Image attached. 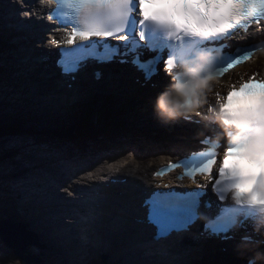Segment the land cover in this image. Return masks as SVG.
I'll list each match as a JSON object with an SVG mask.
<instances>
[{"label": "clouds", "instance_id": "obj_1", "mask_svg": "<svg viewBox=\"0 0 264 264\" xmlns=\"http://www.w3.org/2000/svg\"><path fill=\"white\" fill-rule=\"evenodd\" d=\"M133 8L143 26L163 32L179 49L171 66L163 68L168 83L152 103L155 119L170 126L199 117L206 129L217 130L211 144L220 149L221 162L214 190L244 209L242 218L252 228L235 251L247 264H264V78L241 77L226 93L216 91L225 73L222 55L207 43L228 39L264 14V0H140ZM256 50L264 56V41ZM216 155L209 158L215 164ZM240 218L233 225L236 231Z\"/></svg>", "mask_w": 264, "mask_h": 264}, {"label": "snow or ice", "instance_id": "obj_2", "mask_svg": "<svg viewBox=\"0 0 264 264\" xmlns=\"http://www.w3.org/2000/svg\"><path fill=\"white\" fill-rule=\"evenodd\" d=\"M23 2V0H22ZM140 0H54L57 6L66 5L73 9L76 13L74 17V23L71 24L72 31L66 39V44L73 46L68 49H62L59 53L61 59L58 61V66L62 65V71L64 73H71L79 69L84 62L90 58L100 59L101 56L111 60L110 45L108 43L103 44V53L99 52V42L93 41L92 43H85L78 46L75 45V40L78 37L81 41H89L92 37L103 38L105 40H119L123 41V47L132 48V36L129 34V20L133 16L135 9L133 5L139 6ZM27 8V4H25ZM21 16L31 17L32 11H23ZM48 19L55 20L60 27L66 26V21L59 18V13L53 11L51 13H45ZM264 19V14L255 15L252 20L244 25L247 29L252 23H258ZM138 28L134 35L138 37L139 43L145 42L143 24L139 20ZM113 52L118 51L121 45L111 46ZM136 54L139 55L143 51L136 48ZM253 55L252 49L243 55L237 56L230 64H226L223 67L224 72H227L234 65L247 61ZM171 59L164 63V67L171 66ZM145 62L136 61L138 68H142ZM149 76L146 74V79ZM215 163L210 159L203 161L200 165H187L182 160L179 163H172L170 168L176 167H190L188 175L193 177L196 173L210 174L212 166ZM75 177H73L74 179ZM159 238V236L157 237Z\"/></svg>", "mask_w": 264, "mask_h": 264}, {"label": "bare ground", "instance_id": "obj_3", "mask_svg": "<svg viewBox=\"0 0 264 264\" xmlns=\"http://www.w3.org/2000/svg\"><path fill=\"white\" fill-rule=\"evenodd\" d=\"M5 10V6H3L2 8H0V18L2 17V15L4 14V11ZM1 21V20H0ZM1 30V29H0ZM2 39H3V42L7 43V40L5 39V37L2 36ZM24 44H29L31 46H35L36 47V44L34 41L30 40V41H25ZM59 44L58 42H56V45L55 47L58 49V51L60 52L62 49L59 48ZM17 45V43H16ZM16 45H14L13 47H15ZM26 46V45H25ZM19 47H21L20 44H18L16 46V50H15V53L16 54H19ZM2 51H3V48H0V56L2 54ZM124 55L126 56V53H124ZM164 56V59H166V55H163ZM131 57V56H130ZM117 58V57H115ZM119 58V57H118ZM122 58V57H121ZM120 58V60L122 61V59ZM133 57H131L130 60H132ZM159 61L156 60L155 61V64H157ZM153 63V62H152ZM160 65H161V62H160ZM14 68H17L16 65H13ZM161 66H158L157 68L160 69ZM13 69V68H12ZM53 67L50 66V63L48 64L47 68H46V72L47 73H50L51 71H53ZM55 73V72H54ZM71 77L72 75H77L79 74V72L76 71H73L71 72ZM264 73V72H263ZM148 74H152V73H148ZM154 74H156L155 72V69H154ZM3 76L5 77H8L7 74H4ZM10 77V76H9ZM11 79L15 80L16 82H18L16 88H7L4 90V89H0V119H2V113H3V109H7V108H11L12 109V112L10 113H14V112H18V114H20V116L23 118L24 116L21 115L24 113V111L26 110L27 113H28V116H27V119L28 120H35L37 119V117L41 116L42 118L46 117L45 115H42V114H46V112H42L40 115H38V111L36 114H32L31 111L27 110L28 109V104L27 103H24V104H20V99H22V101H25L27 102L29 99H31L32 97H35L36 94H32L31 95V91L29 90V88L27 87H23V86H20V83L23 82L24 80H26V78H22V79H17V78H14V77H11ZM77 79V77H76ZM62 82H65L67 85L68 83L64 80ZM131 85V88L132 90H135L134 93L136 94V96L138 95H142L144 96V100L143 101H146V102H149V104L152 105V100L149 98L148 95H150L148 92H138V86L135 84H130ZM40 88H42V85H38ZM121 86H122V83H121ZM74 87V86H73ZM77 91H78V95H83V90H80L79 88H76L74 87ZM45 90L49 91L50 94L52 93L51 89L49 87H45L44 88ZM123 89V88H122ZM162 90H158V92H161ZM45 92V91H44ZM108 92V95L112 98H115L116 99V96L114 97L113 95H111V93L107 90ZM19 93H21V96H20V99H19ZM108 96V97H109ZM81 97V96H80ZM96 98H98L97 94H96ZM41 103V100H37V104H40ZM118 105V104H117ZM145 106V105H144ZM128 114H130L131 116H133V114H135L136 112L134 110H132L131 108H128ZM116 110L119 112L121 111V108L119 106H116ZM152 110V109H151ZM8 113V112H7ZM53 115H56L57 116V113H54ZM85 117V115L83 116V118ZM47 122V125L48 124H52L54 125V122H51V119L48 118L45 120ZM71 121L74 125H77V123L71 118ZM133 126H134V129L140 131V132H143L145 134H149V135H153L155 136V134H151V130H153L154 128H157V126H150L152 125V121L149 120L148 118H146V122L148 123V126H143L141 124H138L137 122H135L133 120ZM13 123V120L12 122ZM24 128L26 127L27 129H32L31 125H26L25 123H20ZM4 126V124L2 125ZM172 133V132H170ZM174 133H172L173 135ZM22 137V136H21ZM208 139L211 140L210 137H207ZM24 139V138H23ZM7 140V142H6ZM6 142L5 144L7 146H4L2 143ZM24 145V144H23ZM22 145V146H23ZM28 145H31V144H28ZM12 146V147H11ZM14 147V148H13ZM20 146H16L15 144H11L10 143V140L7 139V138H4L3 139V142L0 141V159L4 156V155H13L14 153H16L17 151H21L20 150ZM121 148L123 149V146H121ZM60 151V150H59ZM92 150H89L88 152H91ZM126 151H128V149H126ZM24 154L26 157L24 159H21V158H16V159H12L11 162L10 161H6V162H2L0 164V174L2 175V173H4L5 171H9L13 168H20L22 167V171L20 172V176L25 172V171H28L30 170L31 173L33 174V177L31 178H28L26 180H23L22 183L20 182H17L15 180H10V177L9 176H5V178H8L7 182L4 183L3 187L5 188L8 196L11 197V195L17 190L18 187H28V186H37V187H40L41 186V182L42 181H48L49 179L53 178L56 174V172L54 171H51V164L50 162L44 158L43 156H40L37 152H34V151H29V150H25V151H21L19 153L20 154ZM127 158V155L121 157L120 159L118 160H115L111 163H107V162H103L102 165H99L97 168H91L92 170L90 172H87V173H84L86 171V168L84 166H79L78 167V172L79 173H84L85 174H93V175H96L98 174L99 172H113L114 169L116 168H119V165H118V161L119 160H124ZM137 163V162H136ZM28 175V174H27ZM33 195H35L34 193H32ZM33 198H27V202H30ZM37 199V198H36ZM51 200V198L49 199H46L44 201H49ZM33 201V200H32ZM134 202V200L132 201V203ZM134 204V203H133ZM110 205V203H107V202H104L102 204V206L105 208V212L108 214L109 217L112 216V212L109 210L108 206ZM39 206V205H37ZM115 207V206H114ZM135 209H139V205H135L134 206ZM123 209V208H122ZM62 212V211H59V213ZM11 212H9L8 214H3V215H9ZM130 214V213H128ZM21 220L27 222L28 224H31V226L35 227L34 223H32L28 218L26 217H22L20 218ZM124 222H127V221H124ZM48 227V226H47ZM38 227H36L37 229ZM102 233V232H101ZM102 237H104L105 239L109 240V238H107L106 236H104L103 234H101ZM78 239V237H77ZM25 242L27 241L26 238H24ZM111 241L114 246L118 249L120 255L122 254V250H120V248L115 244V242H113L112 240H109ZM53 250H50V251H46L45 254H44V257H50L53 253H52ZM99 252H104L106 253L107 250L105 247H101V249H99ZM140 255V254H138ZM127 259V256L125 257ZM124 257H122L121 255V259L122 260H125ZM211 263L215 262L214 260H210ZM58 264H62V263H58Z\"/></svg>", "mask_w": 264, "mask_h": 264}, {"label": "rangeland", "instance_id": "obj_4", "mask_svg": "<svg viewBox=\"0 0 264 264\" xmlns=\"http://www.w3.org/2000/svg\"><path fill=\"white\" fill-rule=\"evenodd\" d=\"M119 116H122L121 115V113H119L118 114ZM118 118V117H117ZM22 123H25L26 125H28V123H26V122H22ZM16 123H8V127H11V126H13V125H15ZM18 125H19V131H20V134L19 135H16V136H9L8 135V133L5 135V136H8V138L7 139H9L10 140V143L11 144H17V143H20L21 142V139L23 140V138H25V136H22L21 137V134H24V135H33V136H38L36 133H37V129H36V126L34 127V128H32V129H27L26 127L24 128L21 124H19V123H17ZM3 125V123L1 122V120H0V128L1 127H3L2 126ZM72 125H67V126H65V127H68V128H66V129H64V131H71V133H70V135H69V137H67V142H69V140L70 141H72L74 144H78V145H83L84 147H87L88 146V144H82L83 143V141L82 140H79L80 142H82V143H80V142H76V140L78 139V138H80V137H82V135L80 134V133H74L73 131V128L71 127ZM56 131H53V132H51L52 133V135L55 133ZM73 133V134H72ZM39 137V136H38ZM1 142H3V139L2 140H0ZM6 142H7V140H6ZM6 142H4V143H2L4 146H7L5 143ZM50 142H53V143H57V144H59V145H63V144H65V142H63V141H56V140H54V139H51L50 140ZM71 146V143H67V144H65L64 146ZM45 147H46V145H44L42 148H40V149H45ZM50 147H51V145H50ZM39 149V150H40ZM38 150V151H39ZM19 153H20V151H18V153H17V155H18V157L19 158H21V159H23V156H24V154H20L19 155ZM15 158H16V156H15ZM22 171V167H20V168H13V169H11V170H9V171H5L4 173H2V175L1 176H3V177H5V176H9L10 177V180H15V181H17V182H20V183H22V181L23 180H26V179H28V178H31V177H33V174L31 173V171L30 170H28V171H25L21 176H20V172ZM28 174V175H27ZM30 236H31V238H32V240L33 241H36L37 242V240H36V238L33 236V235H31V234H29ZM23 256L25 257V259H28V260H30V261H33V262H35V264H39L40 263V260H41V257L40 256H37L36 258L37 259H33L32 258V255H30V254H24L23 253ZM9 260L11 261V263H13L16 259L14 258V257H10L9 258ZM36 260H39V262L37 263L36 262ZM125 260H127V259H125ZM21 264V263H20Z\"/></svg>", "mask_w": 264, "mask_h": 264}, {"label": "water", "instance_id": "obj_5", "mask_svg": "<svg viewBox=\"0 0 264 264\" xmlns=\"http://www.w3.org/2000/svg\"><path fill=\"white\" fill-rule=\"evenodd\" d=\"M67 137H68V136H65V135H63V136H62V137H60V138H62V139H63V138H67Z\"/></svg>", "mask_w": 264, "mask_h": 264}]
</instances>
